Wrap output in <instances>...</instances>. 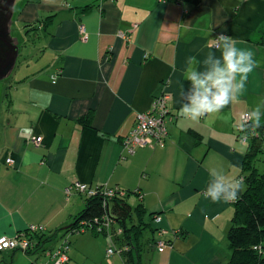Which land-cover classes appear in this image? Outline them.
Returning <instances> with one entry per match:
<instances>
[{
  "label": "crops",
  "instance_id": "obj_1",
  "mask_svg": "<svg viewBox=\"0 0 264 264\" xmlns=\"http://www.w3.org/2000/svg\"><path fill=\"white\" fill-rule=\"evenodd\" d=\"M19 1L18 19L40 33L41 49L36 64L18 65L21 73L6 110L0 100V236L39 223L56 237L54 243L65 232L59 229L86 206L83 195L66 197L63 188L73 181L106 183L127 191L132 206L141 204L145 221L158 213L162 226L179 232L162 252L146 245L139 264H226L234 201L213 203L204 193L210 168L241 177L246 147L236 139V129L244 113L264 105V44L259 42L264 0ZM134 23L127 41L117 35ZM217 33L251 49L258 66L237 101L198 121L185 119L179 109L181 90L190 87L184 77L188 58L203 60L214 50ZM57 68L61 72L52 82ZM164 87L171 92L172 113L165 145L127 154L123 136ZM25 126L32 135H19ZM37 136L39 146L33 143ZM97 235H70L66 264H124L117 251L106 259V250L118 246L114 235ZM34 259L19 250L0 251V264Z\"/></svg>",
  "mask_w": 264,
  "mask_h": 264
},
{
  "label": "trees",
  "instance_id": "obj_2",
  "mask_svg": "<svg viewBox=\"0 0 264 264\" xmlns=\"http://www.w3.org/2000/svg\"><path fill=\"white\" fill-rule=\"evenodd\" d=\"M49 17H52V15L47 16L45 20ZM28 25L32 24H24V26ZM259 42L264 44V26L260 29ZM262 119L260 120V126L257 128H248L246 132L241 131L240 126L236 129V139L246 147L241 165L244 191H242L239 199L233 203V214L227 230L230 254L226 264H264V117ZM248 123L250 124L251 121H248ZM245 135L247 139L242 141L241 138ZM127 195L109 201L110 206L108 209H105L101 196L85 197V208L75 217L72 224L59 229V231H65L60 235L59 240L53 243L52 240H55L56 237L49 236V231L47 232L46 229L44 234L37 233L30 236V250H12L35 255V259L31 264H53L50 259L52 251L63 241L68 232L76 226L77 221L81 219L99 221L106 214L119 226L115 229L114 224H112L109 232L114 235L115 242L117 241L116 244H118V246L114 245L116 246L115 251L119 249L122 251L124 264H139L140 252L146 245L150 244L157 249L155 244L157 240L162 239L167 248H171L173 240L179 236L178 230L162 226V216L158 213L154 215L149 213V217H152L149 221H145V211L142 205L132 206L126 199ZM157 215L161 217L160 222L154 221ZM129 220L130 223L127 224ZM119 228H121L120 233L117 232ZM145 230L150 232V238L144 237ZM57 232L53 231L51 235L57 234ZM47 240H49V245L46 244ZM68 243L70 250L69 236ZM68 261L69 258L63 264Z\"/></svg>",
  "mask_w": 264,
  "mask_h": 264
},
{
  "label": "clouds",
  "instance_id": "obj_3",
  "mask_svg": "<svg viewBox=\"0 0 264 264\" xmlns=\"http://www.w3.org/2000/svg\"><path fill=\"white\" fill-rule=\"evenodd\" d=\"M238 41L228 35L215 37L210 50L203 60L188 58L189 67L184 73L190 87L181 90V107L179 113L185 119L198 121L201 117L221 112L231 103L238 100L246 92L249 74L258 66L254 59L255 53L248 48H238ZM216 51L220 56H216ZM262 107L257 105L246 114L240 124L241 131L260 126ZM248 121H251L249 124ZM31 127H22L19 135H32ZM246 141L247 136H243ZM210 179L205 189V198L213 203L232 202L239 199V193L244 191L243 178L229 175L223 169L210 168Z\"/></svg>",
  "mask_w": 264,
  "mask_h": 264
},
{
  "label": "built area",
  "instance_id": "obj_4",
  "mask_svg": "<svg viewBox=\"0 0 264 264\" xmlns=\"http://www.w3.org/2000/svg\"><path fill=\"white\" fill-rule=\"evenodd\" d=\"M136 27L137 24L134 23L132 25V28L128 32L118 31L117 35L127 41L130 35L129 32L134 30V28ZM79 31L82 35V39L86 40L88 35L84 25L81 24L79 26ZM218 35H221V33H217L216 36ZM60 72V68H57L55 70L52 75V82L56 80V77L60 74ZM170 100L171 92L164 87L158 95L153 97L148 110L144 112H138L136 114L133 128L126 135H124L122 139V146L127 154H133L138 148H142L145 146L163 147L165 145L168 136L167 123L172 117L169 106ZM246 114L248 113H244L242 115V120L246 117ZM41 142V136H37L33 139V143L35 146H39ZM6 162L11 163L12 160L10 158H7ZM63 192L66 197H69L74 192L79 193L86 198L101 196L103 198V205L105 209H108V207L110 206L109 201L117 197L123 198L127 195V191L117 186L111 187L106 183L91 185L79 181H73L66 185L63 188ZM139 197L142 198V195H139ZM160 220L161 217L159 215L155 216V222H160ZM112 224H114V220H112L107 214L104 215L99 221H86L85 219L77 221L76 226H74L72 230L68 232L63 241L52 251L50 259L52 260L53 264H63L68 260V236L84 232H95L98 234L108 233L109 235H111L109 229L111 228ZM120 231L121 228L117 230L118 233H120ZM45 232L46 228L44 225L31 223L27 225L25 229L15 233L13 236L1 235L0 251L12 249H20L22 251L30 250V236L37 233L44 234ZM155 244L158 251L160 252L168 249L166 243L162 239L157 240ZM117 251L122 252L121 249ZM114 252V248H108L106 251V259L109 260V255Z\"/></svg>",
  "mask_w": 264,
  "mask_h": 264
},
{
  "label": "rangeland",
  "instance_id": "obj_5",
  "mask_svg": "<svg viewBox=\"0 0 264 264\" xmlns=\"http://www.w3.org/2000/svg\"><path fill=\"white\" fill-rule=\"evenodd\" d=\"M20 2L21 1H19V0L15 1L14 13L12 16V23L10 24L11 37L15 39V41L19 47V51H20L18 54L17 60H16V65H15L16 69H15V72L13 74H10L9 76H7L5 78L0 79V100H1V98L4 99L3 107H1V108H3L4 110L7 109L6 102L9 99L10 91L13 89L14 81L19 80L18 76L20 75L21 71H19L18 65L20 64V62H22L24 60H28L33 65V64H36L38 58H40L41 43L38 40L39 39L38 36L40 33L37 35V33H35V31L31 25L24 26V24H27V23H25L23 21H19L18 16H17V12L19 11L18 9L21 8ZM242 145H244V144H242ZM7 158H10V157H7ZM10 159L12 160V162L8 163V164H13V162H14L13 159L12 158H10ZM258 164H260V163L258 162ZM130 202L133 203L132 198L130 199ZM129 223H130V220L127 222V224H129ZM113 227L115 229H117L119 227L117 222H114ZM92 234H93L92 232H85V233H81V234H77V235H80V236L86 235L87 236V235H92ZM102 234H98L97 236L101 237V238H105L106 236L104 237V235H102ZM150 235L151 234L148 230L144 231V237L145 238H150ZM74 236H76V235H74ZM120 236H122V235H120Z\"/></svg>",
  "mask_w": 264,
  "mask_h": 264
},
{
  "label": "water",
  "instance_id": "obj_6",
  "mask_svg": "<svg viewBox=\"0 0 264 264\" xmlns=\"http://www.w3.org/2000/svg\"><path fill=\"white\" fill-rule=\"evenodd\" d=\"M16 0H0V79L14 67L18 45L10 34V24Z\"/></svg>",
  "mask_w": 264,
  "mask_h": 264
},
{
  "label": "bare ground",
  "instance_id": "obj_7",
  "mask_svg": "<svg viewBox=\"0 0 264 264\" xmlns=\"http://www.w3.org/2000/svg\"><path fill=\"white\" fill-rule=\"evenodd\" d=\"M110 248V247H109ZM112 248H114L115 249V247H112ZM107 251V250H106ZM118 252V251H117ZM119 253H122V252H119Z\"/></svg>",
  "mask_w": 264,
  "mask_h": 264
}]
</instances>
